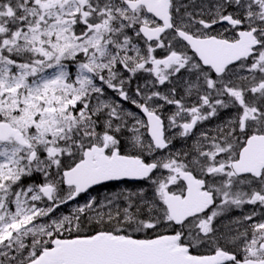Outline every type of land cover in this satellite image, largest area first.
<instances>
[{"label": "snow or ice", "instance_id": "obj_1", "mask_svg": "<svg viewBox=\"0 0 264 264\" xmlns=\"http://www.w3.org/2000/svg\"><path fill=\"white\" fill-rule=\"evenodd\" d=\"M0 264H264V0H0Z\"/></svg>", "mask_w": 264, "mask_h": 264}, {"label": "rangeland", "instance_id": "obj_2", "mask_svg": "<svg viewBox=\"0 0 264 264\" xmlns=\"http://www.w3.org/2000/svg\"><path fill=\"white\" fill-rule=\"evenodd\" d=\"M147 182H145V184H146Z\"/></svg>", "mask_w": 264, "mask_h": 264}]
</instances>
